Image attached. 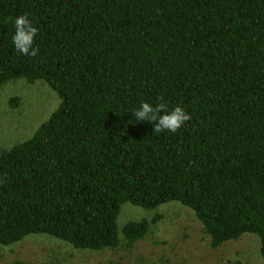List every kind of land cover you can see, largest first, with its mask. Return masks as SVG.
Returning a JSON list of instances; mask_svg holds the SVG:
<instances>
[{
	"label": "trees",
	"instance_id": "trees-1",
	"mask_svg": "<svg viewBox=\"0 0 264 264\" xmlns=\"http://www.w3.org/2000/svg\"><path fill=\"white\" fill-rule=\"evenodd\" d=\"M22 14L36 57L13 44ZM21 78L60 105L0 155L1 245L133 247L160 215L121 236L122 205L177 201L213 248L254 233L264 258V0H0V86ZM161 96L191 116L176 133L132 114Z\"/></svg>",
	"mask_w": 264,
	"mask_h": 264
},
{
	"label": "rangeland",
	"instance_id": "rangeland-1",
	"mask_svg": "<svg viewBox=\"0 0 264 264\" xmlns=\"http://www.w3.org/2000/svg\"><path fill=\"white\" fill-rule=\"evenodd\" d=\"M59 105L58 94L44 80L29 83L21 78L1 85L0 155L31 138ZM157 215L158 222L133 247L76 249L53 236L35 234L12 245L0 244V264H264L256 234L245 233L213 248L195 212L177 201L154 209L126 202L118 217L119 230L131 220Z\"/></svg>",
	"mask_w": 264,
	"mask_h": 264
},
{
	"label": "clouds",
	"instance_id": "clouds-1",
	"mask_svg": "<svg viewBox=\"0 0 264 264\" xmlns=\"http://www.w3.org/2000/svg\"><path fill=\"white\" fill-rule=\"evenodd\" d=\"M15 33L12 37L13 44L18 53L36 57L39 47L34 46L35 39L39 33V28L33 23L27 14L17 16L14 21ZM136 121L154 123L153 132L176 133L191 116L181 105H176L171 110L168 109L164 98H158V102L153 105L149 102H142L138 108L132 110Z\"/></svg>",
	"mask_w": 264,
	"mask_h": 264
}]
</instances>
